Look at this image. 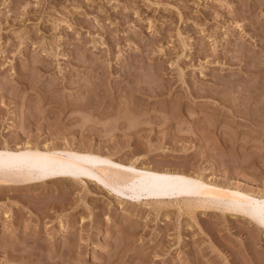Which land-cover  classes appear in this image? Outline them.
I'll use <instances>...</instances> for the list:
<instances>
[{
  "label": "rangeland",
  "instance_id": "obj_1",
  "mask_svg": "<svg viewBox=\"0 0 264 264\" xmlns=\"http://www.w3.org/2000/svg\"><path fill=\"white\" fill-rule=\"evenodd\" d=\"M0 151L168 188L1 162L0 264H264V0H0Z\"/></svg>",
  "mask_w": 264,
  "mask_h": 264
},
{
  "label": "bare ground",
  "instance_id": "obj_2",
  "mask_svg": "<svg viewBox=\"0 0 264 264\" xmlns=\"http://www.w3.org/2000/svg\"><path fill=\"white\" fill-rule=\"evenodd\" d=\"M4 163L6 168H10L11 165L17 164V166H22V163L25 164L27 171L30 174L40 173L43 174L47 169L53 167L55 165L66 164L72 168H76L78 170H85L90 173L91 171H97V174L94 177L102 182L106 186H112V182H116L119 179H122L128 182L131 186H143L144 188H148L151 194L162 195L163 191H168V188L162 186L157 179L160 177H164L145 171L138 170L134 167H130L126 174L121 172V166L119 165H110L106 160L103 159H94L90 164L87 161H80L78 158L73 156L72 154L65 155L61 152H52L41 153L38 151H30L25 154L22 158L17 155L14 151L2 152L0 151V163ZM195 182V188L199 189L203 193H207L210 195H220V196H231L235 195L245 201L248 204H255L258 201L250 196L232 193L226 190H222L221 188L209 186L205 183L200 182L197 179H190L181 177L171 183L172 188L176 185H180L179 194H189L193 193L189 186ZM248 215L251 218H259L264 217V211L259 209H254L249 211ZM264 222V221H263Z\"/></svg>",
  "mask_w": 264,
  "mask_h": 264
}]
</instances>
